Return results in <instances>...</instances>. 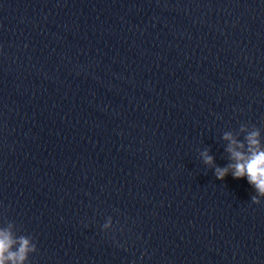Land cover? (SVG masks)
<instances>
[{"label": "water", "instance_id": "95a60500", "mask_svg": "<svg viewBox=\"0 0 264 264\" xmlns=\"http://www.w3.org/2000/svg\"><path fill=\"white\" fill-rule=\"evenodd\" d=\"M253 131L264 0H0V231L29 264H264V197L215 175Z\"/></svg>", "mask_w": 264, "mask_h": 264}, {"label": "clouds", "instance_id": "9594fccd", "mask_svg": "<svg viewBox=\"0 0 264 264\" xmlns=\"http://www.w3.org/2000/svg\"><path fill=\"white\" fill-rule=\"evenodd\" d=\"M224 140L228 141L226 151L231 163L225 168L215 167L216 179L223 181L229 172L233 179L246 178L256 193L251 197V202L259 205V198L264 197V148L260 145L259 132L248 134L245 138L246 144L238 142L231 134H225ZM200 156L205 165L214 166L213 157L207 150L201 152ZM103 227H110V223ZM17 244L18 248L13 251ZM36 251V245L30 238L21 236L16 240L9 230L0 231V264H29V254Z\"/></svg>", "mask_w": 264, "mask_h": 264}]
</instances>
